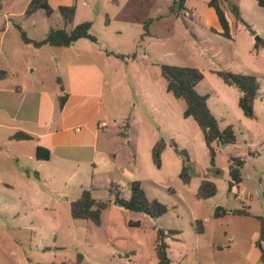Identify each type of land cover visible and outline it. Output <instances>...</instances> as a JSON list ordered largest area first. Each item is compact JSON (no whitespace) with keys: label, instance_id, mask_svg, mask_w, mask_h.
Instances as JSON below:
<instances>
[{"label":"crops","instance_id":"crops-1","mask_svg":"<svg viewBox=\"0 0 264 264\" xmlns=\"http://www.w3.org/2000/svg\"><path fill=\"white\" fill-rule=\"evenodd\" d=\"M32 1L0 0V191L10 192L13 196L9 201L0 200L1 223L11 225V221L21 219L29 227L44 224L46 218L36 213L35 209H58V203L64 201L71 209V203L84 190H96L98 183L105 179L109 191L115 185L116 190L126 197L130 195L132 182H141L147 194L144 182L150 181L169 194L170 198L165 202L169 207L168 213L170 209L177 211L171 219L173 223L162 228L166 232L179 231V234L167 239L172 264H264V239L258 219L264 218V178H259L255 195L243 185L245 179L251 180L257 172H249L250 168L260 167L258 162L261 156H257L255 151L250 150L249 159L240 157L244 161L242 182L230 192L234 198L232 201L225 194L218 197L221 189L228 188L231 162L216 165L221 175L211 171L209 167L207 172L202 170L201 174L197 173L190 184L186 185L180 179L181 172L177 174L179 183L177 180L170 183L168 177L164 180L158 176L154 178L151 165H147L148 174L140 176L136 171L138 162L135 156L120 155L108 147V140L115 143L119 141L118 135L108 139L111 135L110 128L126 126V136L132 131L134 124L131 119L135 113L125 105L132 99V89L143 91L145 96L148 94L147 89L139 87L136 78L129 77L128 72L134 70V61L143 64L145 68L153 65V61L142 58L140 54L131 58L129 52L136 43L145 44L148 48L153 47L154 43L165 45L175 40V34H172L163 42L155 41V35L152 36L148 30L146 33V26L148 28L155 23L158 33L170 34V21L175 18V22H182L186 31L200 29L201 32L209 31L224 37V29L216 10L209 5L210 0H186L182 7L172 0H78L74 21L69 25L58 9L63 5H71L74 0H48L54 9L51 16L42 9L28 15ZM145 2L154 5L150 7L149 14L138 16L137 12ZM230 2L239 7L243 20L264 40V11L258 9L260 6L257 0ZM224 9L230 26V46L235 47L237 32L234 23L241 22L236 20L234 13L228 8ZM186 12L191 16L186 17ZM86 21L92 22V33L97 42L81 39L70 47L46 45L37 48L23 41L18 28L20 26L32 40L41 41L51 28L71 30ZM248 36L249 49L257 50L255 35L249 33ZM194 37L206 44V39H198L196 34ZM257 51L260 56V50ZM112 53L124 55L125 58L121 59ZM112 65L115 66L114 70L110 69ZM197 69L200 70L199 67ZM216 71L219 70H211L213 73ZM223 84L226 85L223 81L218 85L220 92L229 94L231 91L224 88ZM118 88H122L125 95L122 100L116 96H107V92L112 93ZM212 91L218 99L214 103L215 108L219 109L217 115L209 103L212 94L201 95L209 96L208 106L219 120L220 128L224 130L233 126L226 118L230 113L228 102L219 91ZM260 95L261 89L255 101V114L258 99H264V95ZM62 96H66V102L60 107ZM149 97L147 108L153 114L152 92ZM142 99L143 97L139 102L131 103L130 107L137 110L139 105L146 103ZM261 110H264V102L261 103ZM239 114L237 113L239 118L244 116ZM257 118L256 114L253 120ZM186 119L185 126L190 119L195 121L193 118ZM20 132L32 138L14 140L12 137ZM198 135L196 133L197 138ZM203 140L199 145L207 148L204 136ZM131 142L130 137L129 143ZM233 145H227L224 149ZM39 147L50 152L48 160L37 158ZM153 147L152 138L147 142L150 156ZM219 149L224 150L222 146H218L217 150ZM124 157L127 159L126 165L120 166V160L123 161ZM151 160L154 166L152 157ZM163 167L162 159L159 171ZM245 170L248 171L246 176L243 173ZM115 173L121 176L119 180L113 177ZM23 177L27 178V182L20 188L18 181ZM58 179H65L64 188L56 185ZM206 179L217 185L218 192L212 198L199 199L198 189ZM75 183L78 184V190L72 192L69 187ZM16 189H19V193L13 195L11 192ZM218 207L225 209L227 214L216 217ZM122 208L117 205L115 197L114 204L109 205L104 212L112 214L113 210L117 212ZM236 210H244L249 214L236 215L233 213ZM105 213H102L101 225ZM164 216L157 219L158 223ZM63 218L61 213H57L47 219ZM105 254L104 264H142L138 260L139 253L134 250L109 251Z\"/></svg>","mask_w":264,"mask_h":264},{"label":"rangeland","instance_id":"rangeland-1","mask_svg":"<svg viewBox=\"0 0 264 264\" xmlns=\"http://www.w3.org/2000/svg\"><path fill=\"white\" fill-rule=\"evenodd\" d=\"M153 5L154 3L145 2L137 15L145 16ZM258 9L264 11L261 7ZM175 21H177L175 18L170 21V34L167 32L158 33L155 23L150 24L147 28L152 36H156L155 41L163 42L172 34H175V40L165 45L154 43L153 47L148 48L145 47V44L136 43L132 51L129 52L131 58H135V54H140L142 58L153 61V65L148 66V68H145L138 61H134V70L128 72L129 77H135L139 87L146 88L148 94L145 96L143 91L141 92L136 88L132 89V99L130 103L127 101L125 104L127 109L135 113L134 118L131 119V123L134 124L132 131L126 136L125 134L128 132L126 126L110 128L109 133L111 135L108 139L118 135L119 141L115 143L108 140V147L112 151L116 150L120 155L135 156L138 162L136 171L140 176L148 174L147 165H151L154 170V178L158 176L164 180L168 177L170 183L175 180L180 182L177 174L183 168L182 156L170 144L172 140L177 143L179 149L188 152L192 162L191 172L194 176L197 173L201 174L202 170L207 172L209 167L211 169L208 147L202 148L199 145L200 142H204L202 133L197 123L192 119L189 120L187 126L184 125L187 123V119L183 116L185 103L167 91L166 79L162 75L160 64L199 67L205 75V80L201 81L197 88L198 92L200 94H212L209 103L216 115L219 113V109L215 108L214 103H217L218 99L212 90L216 89L222 98L226 99L230 110L226 116L227 122L233 124L238 140L236 145L226 149L222 145L224 150H217L215 164L218 166L225 165L231 162L233 158L246 157L249 159L250 150L255 151L257 156H261L258 162L260 167L257 169L251 167L249 172L255 170L258 173L255 172L251 180L245 179L243 184L244 188L247 187L255 195L259 187V178H264V110H261V103L264 102V99L259 98L257 101L256 114L258 118L256 120H249L245 116L239 118L237 113L241 114L242 112L238 107L237 100L241 93L238 89L229 88L224 84L223 87L231 92L229 94L220 92L218 85L222 80L211 70H228L255 75L261 84V95H264V47L258 48L260 56L257 55L258 49H249L247 37H249V33L253 34V30L251 31L236 21L234 23L237 32V45L235 47L230 46L232 42L230 38L219 37L209 31L207 33L201 32L200 29L191 30V32L186 31L182 22L178 21L177 23ZM195 34L198 39L200 37L201 40L206 39V44L195 39ZM257 38L262 39L259 35H255L254 40L256 42ZM207 48L210 49L207 50ZM114 67L112 65L110 69L114 70ZM150 92L153 93L154 98L153 114H150L147 108ZM107 96H116L122 100L125 95H123L122 88H118L112 93L107 92ZM141 97H143L142 101H146V103L139 105L137 110L132 109L131 103L139 102ZM118 133H122V135ZM196 133H199V139L196 137ZM128 137H131V143H129ZM152 138L154 146L161 140L168 142L162 157L164 161L162 171H159L155 165L153 166L152 156L147 151V142ZM120 161V166H125L127 159L124 157L123 161ZM243 173L246 176L248 171L245 170ZM113 177L117 180L121 178L116 173L113 174ZM18 182V186L21 188L27 182V178L23 177ZM56 185L64 188L65 179H58ZM97 186L96 190H92L95 199L107 201L113 205L115 196L107 189L106 179L98 183ZM144 187L150 200L159 199L166 205L165 202L170 198L166 190L150 181H145ZM69 188L74 192L78 190V184H71ZM224 188L221 189L218 197L225 194L226 198L228 197L233 201V195L229 193L228 188ZM11 193L17 195L19 189L13 190ZM12 197L10 192L0 191V200L9 201ZM70 210L65 201L58 203V209H35L36 213H40L46 219L44 224L33 227L26 226L21 219L11 221V225H4L1 223L2 214H0V264H104L106 252H126L127 250H134L139 253L140 258L138 260H141L142 264H156L157 228H164V226L172 224L173 220L171 219L177 212L170 209L171 211L158 223L156 219L146 214L128 211L124 208H122V212L113 210L112 214L103 211L102 213H105L103 224L97 226L91 221L72 218ZM57 213H61L64 218L62 220L47 219L49 216H56ZM67 217L69 218L66 219ZM134 223H139V225ZM115 261L120 262L119 259H115Z\"/></svg>","mask_w":264,"mask_h":264},{"label":"trees","instance_id":"trees-1","mask_svg":"<svg viewBox=\"0 0 264 264\" xmlns=\"http://www.w3.org/2000/svg\"><path fill=\"white\" fill-rule=\"evenodd\" d=\"M186 0H178L179 5L182 7ZM230 0H210L209 5L213 7L218 15L221 25L224 29L223 36L231 38L230 26L226 17L224 7L228 8L234 13L236 20L244 24L247 28L251 27L243 20L239 7L230 2ZM258 5L264 9V0H257ZM78 0H74L71 5L60 6L58 11L67 25L72 24L77 10ZM44 10L47 15L51 16L54 9L50 6L48 0H33L28 10V15L33 14L37 10ZM92 22L86 21L73 27L71 30L51 28L46 35L45 39L41 41H34L28 37L27 33L20 27L19 31L25 43L33 44L35 47L40 48L46 45L56 47H70L81 39H88L92 42H97V38L92 33ZM252 31V29H251ZM147 33V26H146ZM254 35L256 33L252 31ZM264 47V40L259 39L256 42V49ZM115 54V53H112ZM119 58L124 59V55L115 54ZM163 77L167 81V91L172 93L176 99L183 100L186 103L184 111L185 118H193L200 127L204 136L206 145L208 147L211 157V171H216L221 175L220 169L216 167L215 158L217 155L218 146L224 144L233 145L237 142V135L233 126H228L224 130L220 128V122L217 117L212 113L208 106V95H201L197 91V86L204 79V73L194 67H182L170 64H160ZM222 81L233 88H236L241 93L238 106L243 112L244 116L248 119H255V101L259 96L261 89L260 82L255 75L235 73L228 70H219L215 72ZM66 102V96L60 98V107H63ZM14 140H30L32 137L26 133H17L12 137ZM176 151L182 156L183 168L180 173V179L184 184H190L194 175L191 172L192 162L186 150H181L175 141L170 143ZM168 146L165 140L159 141L152 149V158L154 165L157 168L162 167V155ZM40 160H48L50 152L47 149L39 147L36 154ZM244 161L240 158H233L230 166V181L228 185L229 193L234 186L242 182V168ZM130 195L126 197L123 193L116 190L113 185L110 192L116 197V202L121 206L132 212L143 213L153 219H158L168 213L169 208L164 203L157 199L150 200L139 181L132 182L130 185ZM218 192L217 185L206 179L204 180L197 193L199 199H209L214 197ZM110 203L107 201L96 200L93 196L92 189L84 190L78 199L71 203V213L76 220L91 221L95 225H101L102 212L109 207ZM236 215H248L249 213L244 210H236L233 212ZM227 214V211L218 207L215 212L216 217H221ZM261 223V236L264 239V218H258ZM139 225V223H134ZM199 231H202L199 229ZM179 234L177 230H168L160 227L157 228V237L155 241V251L158 260L157 264H172L169 256V245L167 239ZM262 259L264 260V253Z\"/></svg>","mask_w":264,"mask_h":264},{"label":"built area","instance_id":"built-area-1","mask_svg":"<svg viewBox=\"0 0 264 264\" xmlns=\"http://www.w3.org/2000/svg\"><path fill=\"white\" fill-rule=\"evenodd\" d=\"M172 1H173V2H178V0H172ZM185 16H186V17H190L191 14H190L189 12H186ZM241 195H242V193H241Z\"/></svg>","mask_w":264,"mask_h":264},{"label":"water","instance_id":"water-1","mask_svg":"<svg viewBox=\"0 0 264 264\" xmlns=\"http://www.w3.org/2000/svg\"><path fill=\"white\" fill-rule=\"evenodd\" d=\"M258 40H259V38H257V41H258ZM226 146H227V144H224V145H223V148H225ZM117 205L120 206V207H122L121 204H120L119 202H117Z\"/></svg>","mask_w":264,"mask_h":264}]
</instances>
